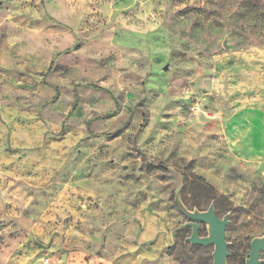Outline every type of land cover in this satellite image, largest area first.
I'll return each instance as SVG.
<instances>
[{
  "label": "clouds",
  "instance_id": "obj_1",
  "mask_svg": "<svg viewBox=\"0 0 264 264\" xmlns=\"http://www.w3.org/2000/svg\"><path fill=\"white\" fill-rule=\"evenodd\" d=\"M264 0H0V264H264Z\"/></svg>",
  "mask_w": 264,
  "mask_h": 264
},
{
  "label": "rangeland",
  "instance_id": "obj_2",
  "mask_svg": "<svg viewBox=\"0 0 264 264\" xmlns=\"http://www.w3.org/2000/svg\"><path fill=\"white\" fill-rule=\"evenodd\" d=\"M261 137H264V127L258 126V131L255 135V143L257 144V146H261L262 144Z\"/></svg>",
  "mask_w": 264,
  "mask_h": 264
}]
</instances>
